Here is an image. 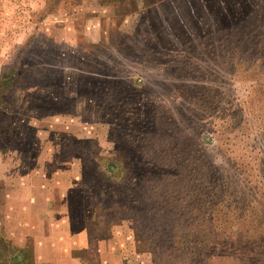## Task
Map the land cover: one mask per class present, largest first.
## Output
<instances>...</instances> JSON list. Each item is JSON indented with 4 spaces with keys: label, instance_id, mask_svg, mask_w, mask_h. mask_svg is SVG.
<instances>
[{
    "label": "rangeland",
    "instance_id": "1",
    "mask_svg": "<svg viewBox=\"0 0 264 264\" xmlns=\"http://www.w3.org/2000/svg\"><path fill=\"white\" fill-rule=\"evenodd\" d=\"M6 73L11 254L264 264V0H0Z\"/></svg>",
    "mask_w": 264,
    "mask_h": 264
},
{
    "label": "trees",
    "instance_id": "2",
    "mask_svg": "<svg viewBox=\"0 0 264 264\" xmlns=\"http://www.w3.org/2000/svg\"><path fill=\"white\" fill-rule=\"evenodd\" d=\"M7 75L9 74L6 73V75H4L5 79L2 80L0 84H8L7 87H9V83L11 80H9L10 78H8ZM1 235L2 234L0 233V237ZM11 249L12 248L6 246V244L4 246L0 245V264H34L35 254H34V249L32 247L29 248L25 247L20 250H16V253H12V254L11 252L13 251H9ZM263 260H264V256L263 258L260 259V261L262 262Z\"/></svg>",
    "mask_w": 264,
    "mask_h": 264
}]
</instances>
